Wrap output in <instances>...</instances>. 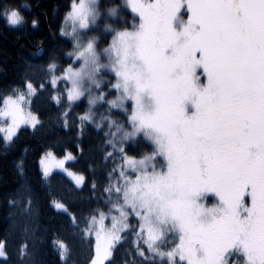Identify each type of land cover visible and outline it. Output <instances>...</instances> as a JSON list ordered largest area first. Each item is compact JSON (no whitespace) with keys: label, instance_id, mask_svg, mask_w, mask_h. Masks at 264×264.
<instances>
[{"label":"snow or ice","instance_id":"obj_1","mask_svg":"<svg viewBox=\"0 0 264 264\" xmlns=\"http://www.w3.org/2000/svg\"><path fill=\"white\" fill-rule=\"evenodd\" d=\"M123 7L76 0L69 13L71 32L62 30L71 36L67 56L76 67L64 69L56 56L47 64L51 85L65 81L52 97L64 108V117L86 105L76 130L81 136L89 124L102 130L112 149L107 158L120 157L119 172L113 168L109 173L110 179L115 174L116 184L104 188L109 211L118 216L111 217L110 228L108 215L99 209L87 220L85 231L95 232L97 240L92 264H104L112 255L133 213L143 222L137 224L138 239L154 254L145 256L138 244L136 251L145 260L264 264V0L133 2L140 18L134 31L121 23ZM101 9H106L103 15ZM23 11L3 5L0 17L20 26L26 22ZM108 34L113 38L105 48ZM110 72L115 83L104 79ZM110 84L118 96L105 91ZM36 91L31 82H23L3 98L0 118L8 140L22 123L43 127L22 107ZM129 98L134 110L125 108ZM100 109L105 112L97 121ZM114 109L130 112L131 124L114 119L120 115ZM63 127L73 125L65 119ZM113 129L120 132L118 141L112 139ZM144 137L155 147L141 155ZM53 160L51 151L41 158L44 177L50 176ZM22 166L21 160V173ZM56 166L64 168V162ZM70 175L78 185L85 182L83 175ZM210 198L217 202L208 208L204 201ZM176 233L179 243L173 247L168 241ZM58 247L63 257L68 248L62 242ZM27 248H21V256ZM0 257L9 258L4 241Z\"/></svg>","mask_w":264,"mask_h":264},{"label":"trees","instance_id":"obj_2","mask_svg":"<svg viewBox=\"0 0 264 264\" xmlns=\"http://www.w3.org/2000/svg\"><path fill=\"white\" fill-rule=\"evenodd\" d=\"M73 1L0 0V8L7 4L22 8L26 21L20 26H10L0 17V108L3 98L12 94L13 89L21 87L23 82H31L38 89L32 110L43 124V127L21 129L14 143L7 142L0 131V241L5 242L9 253V258L0 257V264H91L96 244L85 231L89 214L97 209L107 213L111 208L104 188L116 182L115 174L110 179L109 173L113 168L119 172L120 157L107 158V152L112 151L106 143L108 138L95 126L87 125L80 135L76 130L77 117L84 114L86 105L64 117V108L52 99L57 95L56 89L49 83L52 77L47 64L52 56L57 57V64L64 69L73 64V59L67 56L71 51V39L62 35ZM101 4L124 6L122 0H101ZM101 11L104 13L106 9ZM121 17V23L126 21L127 28L138 21L125 7ZM33 20L37 21L35 25ZM110 36H106L108 43ZM41 83L45 85L43 89L39 88ZM64 84V80L60 81L57 89ZM111 92L116 93L115 90ZM104 112L100 109L97 121ZM117 112L120 115L114 119L122 125L125 121L130 125L128 112ZM65 119L73 125L71 130L63 127ZM153 148L143 139L139 152L142 155ZM46 151H52L58 157L68 153L75 157L69 167L86 178L82 188L62 173L47 178L42 175L39 162ZM21 160L22 173L18 168ZM92 183L97 185L95 190ZM13 198L17 201L15 205L9 203ZM54 203L64 205L66 210L57 209ZM137 224V219H131L129 229L122 233L112 257L105 264H165L145 260L137 253L139 244L145 256L152 257L147 244L138 239ZM133 228H136L135 232ZM61 242L68 248L63 257L58 247ZM25 244L27 253L21 256Z\"/></svg>","mask_w":264,"mask_h":264},{"label":"rangeland","instance_id":"obj_3","mask_svg":"<svg viewBox=\"0 0 264 264\" xmlns=\"http://www.w3.org/2000/svg\"><path fill=\"white\" fill-rule=\"evenodd\" d=\"M76 2V0H74L73 1V4ZM98 2L101 4V0H98ZM133 2H137V3H143V2H145V0H122V3L124 4V7L129 11V12H131L133 15H135L136 16V18L138 19V21L131 27V28H126V30H128V31H134L135 29H136V26L139 24V22H140V18H139V14L137 13V12H135L133 9H132V7H131V4L133 3ZM151 2H155V0H151ZM72 4V5H73ZM71 10H72V8H71ZM71 10L68 12V14H67V16H66V18H65V23H64V27H63V30H65V31H67V32H71V21H70V19H69V13L71 12ZM102 10V9H101ZM102 12V11H101ZM102 15H103V12H102ZM113 19H115V18H113ZM120 30H125V29H122V28H120ZM67 37H69L70 39H71V36L69 35V36H67ZM112 35L110 36V40H109V43L108 44H110L111 43V41H112ZM108 44L106 45V46H103V47H108ZM72 65V67L73 68H75L76 67V62H75V60H73V64H71ZM68 68V67H67ZM66 68V69H67ZM106 81H111L112 83H115L116 82V80L113 78V74H111V72H110V74L109 75H107V76H105V78H104ZM51 80V79H50ZM63 79H58L57 80V83L55 84V85H51L53 88H55V89H57V87H58V84H59V82L60 81H62ZM69 84H70V82H68ZM33 86L37 89V87L33 84ZM113 90H115L116 91V95L118 96L119 94H120V91L119 90H117V89H113L112 87H111V84L109 85V87H108V89H106L105 91L106 92H109V91H113ZM38 93V89H37V91H36V93L35 94H33V95H31L30 96V98H29V101L28 102H26V103H24V104H22V107H23V109H24V113H28V112H31L33 115H36L34 112H33V110H32V102H33V99H34V97L36 96V94ZM11 95V94H10ZM112 97H109V99H111ZM3 106H4V101H3V104H2V106H1V108L0 109H2L3 108ZM128 107H131V109L132 110H134L135 109V102H134V100H132V99H128L126 102H125V108H128ZM114 110H116V111H125L124 109H114ZM125 112H128V111H125ZM128 114H129V124H131V119H130V112H128ZM37 116V115H36ZM38 117V116H37ZM39 118V117H38ZM10 121H9V125H10ZM38 126V125H37ZM6 127V125L4 124V122H3V120H2V118H0V131H1V133H2V135H3V137H4V139L7 141V142H11V141H13L15 138H16V136L18 135V133L20 132V130L21 129H24V128H28V129H34L32 126H31V124H27V123H22V124H20V126H19V128L16 130V132L14 133V135L12 136V139L11 140H8L6 137H7V133L4 131V128ZM113 132H115V135H114V137H112V139L114 140V141H118L119 139H120V132H117V131H115V129H113ZM144 139L148 142V143H150V144H152L154 147H155V145H154V143H153V141L150 139V138H148V137H144ZM52 152V151H51ZM53 153V155H54V157H55V160H53L52 161V167L50 168V176L52 175V174H54V173H62V174H64V175H66L69 179H71V181L72 182H74L75 184H76V186L77 187H79V188H82V186H83V184L82 185H78L77 183H76V181H75V178H74V175H70V173H73V174H75V175H82V174H80V173H77V172H75V171H73L70 167H69V163L70 162H72V161H74L75 160V157L71 154V153H68L66 156H64V157H58L54 152H52ZM44 156V154L42 155V157ZM69 156H71L72 158H68ZM41 157V158H42ZM41 158H40V162H39V164H40V169H41V172L43 171V168H42V165H41ZM157 158H161V159H163V157H157ZM137 159H140V158H137ZM63 161L64 162V168H59V167H57L56 166V161ZM159 170V169H158ZM84 176V175H83ZM49 177V176H48ZM45 178H47V177H45ZM116 184V182L114 183V185ZM216 199L215 198H213V201H209V200H207V201H204V204H205V206L206 207H208V208H211V207H213V206H215V204H216ZM57 204H59V205H62V204H60V203H54V205H57ZM57 208V207H56ZM57 209H59V210H66V207L63 205V207L62 208H57ZM106 213V212H105ZM107 215H108V219H106L105 220V224L110 228L111 227V223H110V221H111V217L112 216H118V213L116 212V211H109V212H107L106 213ZM133 218H135V219H137L138 220V222L139 223H143L142 221H140V218L138 217V216H136L134 213L133 214H130L129 216H128V223H129V225H130V221H131V219H133ZM129 228H127V229H124L123 231H121L119 234H120V236H122V233L123 232H125V231H127ZM89 236H91V237H93L94 238V240H95V244H97V240H96V235H95V232H91V234H88ZM120 242V241H119ZM118 242V243H119ZM118 243H116L115 245H114V247H113V250H114V248L117 246V244ZM168 243L169 244H171L173 247L176 245V244H178L179 243V234L178 233H176L174 236H173V239L172 240H170V241H168ZM148 247V246H147ZM113 250H112V254H113ZM162 250H170L169 248H163ZM150 251V250H149ZM150 254H151V256L153 257L154 256V254L153 253H151V251H150ZM112 257V255L111 256H109L105 261H104V264L110 259ZM96 258V252H95V257H94V259ZM93 259V260H94ZM153 260H156V261H158V262H161V263H163V262H165V260H166V258H161V257H158V256H156ZM91 264H92V262H91Z\"/></svg>","mask_w":264,"mask_h":264}]
</instances>
